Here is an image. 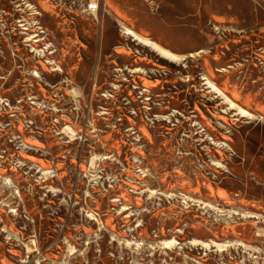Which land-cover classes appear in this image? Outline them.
Here are the masks:
<instances>
[{"label": "rangeland", "instance_id": "obj_1", "mask_svg": "<svg viewBox=\"0 0 264 264\" xmlns=\"http://www.w3.org/2000/svg\"><path fill=\"white\" fill-rule=\"evenodd\" d=\"M181 1L0 0V264H264L260 13Z\"/></svg>", "mask_w": 264, "mask_h": 264}, {"label": "crops", "instance_id": "obj_2", "mask_svg": "<svg viewBox=\"0 0 264 264\" xmlns=\"http://www.w3.org/2000/svg\"><path fill=\"white\" fill-rule=\"evenodd\" d=\"M98 2L99 8V18L102 22V25L112 24L116 28H125V27H134V29H139L146 34H143L147 39H150L157 43L158 45H168L165 43L163 37L167 35L171 36L174 34L177 37H181L180 33L183 35V39H187L186 43L189 44L190 38V28L189 26L179 27L177 23L180 22V19H176L175 15H179V11H175L173 3L165 2L166 14L164 16H159L151 13L148 9L142 6H134L131 3V0H93ZM181 1V0H179ZM246 1V18L253 21L256 17L255 14L260 13L261 21V30H262V41H264V0H245ZM142 2V1H141ZM183 9L180 11L183 14L188 15L191 12L202 11L206 12V0H193V4L189 0H182ZM175 4V3H174ZM173 22L172 20H174ZM172 21L173 24L170 27L168 25L169 21ZM188 22V20H186ZM144 24H147L146 28H143ZM176 24V30L173 33L174 25ZM171 30V33L170 31ZM129 29L126 30V33L129 34ZM132 33V31H131ZM185 37V38H184Z\"/></svg>", "mask_w": 264, "mask_h": 264}, {"label": "built area", "instance_id": "obj_3", "mask_svg": "<svg viewBox=\"0 0 264 264\" xmlns=\"http://www.w3.org/2000/svg\"><path fill=\"white\" fill-rule=\"evenodd\" d=\"M98 6V2H92L87 4V10L94 11Z\"/></svg>", "mask_w": 264, "mask_h": 264}]
</instances>
